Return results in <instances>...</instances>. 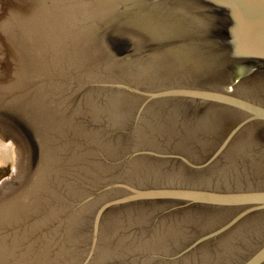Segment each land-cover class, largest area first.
I'll return each instance as SVG.
<instances>
[{
	"label": "water",
	"instance_id": "obj_1",
	"mask_svg": "<svg viewBox=\"0 0 264 264\" xmlns=\"http://www.w3.org/2000/svg\"><path fill=\"white\" fill-rule=\"evenodd\" d=\"M0 264H264V0H0Z\"/></svg>",
	"mask_w": 264,
	"mask_h": 264
},
{
	"label": "rangeland",
	"instance_id": "obj_2",
	"mask_svg": "<svg viewBox=\"0 0 264 264\" xmlns=\"http://www.w3.org/2000/svg\"><path fill=\"white\" fill-rule=\"evenodd\" d=\"M21 155L16 140L0 132V182L14 175L20 166Z\"/></svg>",
	"mask_w": 264,
	"mask_h": 264
}]
</instances>
